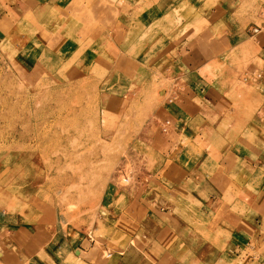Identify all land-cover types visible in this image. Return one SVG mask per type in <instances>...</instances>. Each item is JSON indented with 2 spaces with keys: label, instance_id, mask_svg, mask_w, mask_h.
<instances>
[{
  "label": "rangeland",
  "instance_id": "1",
  "mask_svg": "<svg viewBox=\"0 0 264 264\" xmlns=\"http://www.w3.org/2000/svg\"><path fill=\"white\" fill-rule=\"evenodd\" d=\"M118 7L116 0H71L66 6L50 9V20L45 23L26 15L25 7L16 15L5 12L0 20V210L16 208L25 213V220L37 226L33 234L37 249L60 237L79 256L85 249L97 257L121 252L135 225L120 218V210L134 200L138 202L128 209L137 214L136 203L150 200L156 172L164 164L158 147L167 140L185 145L209 139L222 153L233 146L237 149L240 143L247 146L253 137L250 127L262 139L257 141L256 156L258 162H264V54L255 38L264 37V0H188L168 20L172 24L167 32L178 30L180 34L179 23L191 18L198 36L209 28V16L219 15L222 9L223 21L231 29L258 30L251 34L244 51L228 57L225 86L231 89L225 96L232 110L224 111L219 128L189 137L181 128L187 117L180 93L189 82L190 69L176 60L178 56L158 51L156 46L155 54L149 56V49L139 57L128 55L130 60L113 46L112 61L92 65L87 60L86 48L101 55L100 48L112 39L121 41L119 33L111 34L122 25ZM131 13L133 19L136 13ZM132 40L127 48L134 47ZM254 59L259 68L251 64ZM112 63L118 74L132 82L124 95L115 94L119 93V80H112L119 85L107 82L112 79ZM157 126L158 134L166 135L167 140L158 138L153 147L151 128ZM236 149L231 151L238 152ZM239 152L246 155L248 149ZM174 155L175 149L170 157ZM213 169L211 173L216 167ZM257 183L259 191L262 186ZM245 211L247 207L242 208ZM253 214L245 215L252 219ZM195 215L211 225L207 233L197 230L206 243L200 248L198 244L187 246L193 252L188 255H194L191 260L186 259L188 252L182 246L183 250L176 246L175 253L167 250L170 253L162 258L160 245L153 254L162 258L160 264H264L263 243L241 241L230 229L216 234L214 225L224 214L206 219L203 214ZM260 232L264 234V228ZM2 236H6L4 231ZM246 244L250 246L240 247ZM239 248L245 250L241 256L236 254ZM5 252L7 257L14 254L1 245L0 253ZM129 253L128 264H144L139 252Z\"/></svg>",
  "mask_w": 264,
  "mask_h": 264
},
{
  "label": "crops",
  "instance_id": "2",
  "mask_svg": "<svg viewBox=\"0 0 264 264\" xmlns=\"http://www.w3.org/2000/svg\"><path fill=\"white\" fill-rule=\"evenodd\" d=\"M70 1L0 0L2 11L0 20L2 16L7 15L6 13L13 15L21 13L20 8L25 7L26 15L29 14L36 21L45 23L50 20V15L47 14L52 11L50 9L56 6H66ZM185 1L188 2V0H116L122 25L115 27L111 34L119 33V37H122L121 41L118 43L112 39V43L105 45L103 49L100 48L101 55L94 48H86L84 51L87 53V60L92 65H96V61L105 63L112 61L113 46L118 49L120 56H126V58L133 54L139 57L149 49L150 56V54H155L156 46L158 51L178 56L176 60L180 59L185 62L190 69L187 70V77H190L189 82L184 84L185 87L180 93L183 98V115L187 117V120H184L185 125L181 128H184L183 135L189 137L194 132L202 134L207 131V128H219L218 124L225 116L224 111L232 110L228 102L230 100L225 96L231 89L225 86L227 77L224 71L230 68L227 62L228 57L244 51L247 48L249 37L251 34H257L258 30L255 28L251 29L252 31L242 28L231 29L223 21L222 9L217 8L219 15L209 16L211 18H209L211 22L209 28L200 31L198 36L194 35L192 24H190L191 18L180 21L177 28L182 30L180 34H177L178 30L167 32L172 24L169 23L170 18L173 19L172 16L177 6ZM132 11L136 13L133 19L131 18ZM149 29L151 32L147 33ZM144 35H146L145 38H143ZM255 38H257L261 53L264 54V37L257 35ZM128 40H132L130 44L134 47H126ZM194 41L198 43L192 45ZM117 44H120V48ZM197 56L198 62L195 61ZM130 57L127 59L133 60ZM251 64L254 68H259L255 59ZM113 70L115 69L112 63L109 71L112 73V79L107 82L113 86L119 83L115 81L112 84V80H119L121 86L116 90L119 93L115 94L124 95V92L129 91L132 82H128L127 77ZM192 75L195 76L192 77ZM232 83L234 85L235 82ZM107 93H109L108 89ZM248 97L247 100L250 101V96ZM253 112L255 114V110L249 109V113ZM151 129H153L150 137L153 147L158 138L163 139L161 141L167 140L166 135L158 134V126ZM175 132L180 134L182 131L176 130ZM249 133L253 134V137L247 141V146L244 143L242 146L240 143L237 149L233 146L222 153L212 146L209 139L201 138L198 144L189 142L181 145L168 140L165 145L161 144V148L158 147V149L164 164L156 172L155 188L151 189L150 198L146 197L150 199L148 202L151 205H147L148 202L145 204L142 199L135 205L137 214L136 212L133 214L132 210L128 209L134 205V202H138L133 200L120 210V218L123 216L127 221L130 220L129 222L135 225L134 231L126 236L129 238L126 247L124 246L121 252L114 250L109 256L97 257L96 254L85 249L81 251L84 257L89 258L85 259L81 257L83 255L76 254L73 246L66 242L67 240L62 238L59 240L60 237L37 249L38 244L33 236L37 226L25 220V213L16 208L9 211L0 210V235L2 231L6 235L2 236V239L0 237V246H4L7 252L14 251L13 256L9 255V257L6 252L0 253V264H128V260H131L129 252H139L137 255L143 258L144 264H160L162 258L170 253H167V250L175 253L177 248L181 250L184 248L188 252L186 259L191 260L194 255H188L193 252L187 246L198 244L197 248L202 247L206 242L198 231L202 230L207 233L211 226L209 223L201 222L199 216L195 214H203V219L211 214H224L225 217L222 216L220 221L214 225L217 230L216 234L220 230L230 229L232 235L241 238V241L247 239L255 244L261 242L264 246V234L260 232L264 228V162H258L256 156L257 141L261 142L262 139L256 138L255 129L252 130L249 127ZM174 149L176 155L170 157ZM234 149L238 152L231 151ZM239 149H248V152L246 155H241ZM261 157L264 161V151ZM214 167L216 171L211 173ZM209 173L212 176L208 175ZM258 180L262 186L259 191ZM245 207L247 211L242 212V208L245 209ZM251 212H254L252 219L249 215H245ZM112 226L117 227L114 224ZM160 245L161 249H164L162 258L153 256L154 251L157 253V247ZM242 246L246 248L250 244L240 247L243 248ZM153 247L155 249L150 251ZM241 248L236 249L237 255L241 256L245 251ZM69 249L72 250V254ZM202 253L203 251L200 252ZM237 255H234L236 259L239 258ZM261 260L264 262V255L261 256Z\"/></svg>",
  "mask_w": 264,
  "mask_h": 264
}]
</instances>
